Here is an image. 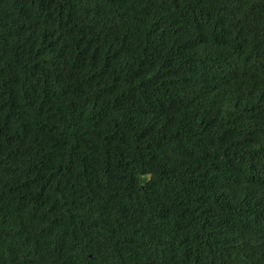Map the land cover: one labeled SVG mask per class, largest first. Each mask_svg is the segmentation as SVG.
I'll list each match as a JSON object with an SVG mask.
<instances>
[{
    "label": "trees",
    "instance_id": "1",
    "mask_svg": "<svg viewBox=\"0 0 264 264\" xmlns=\"http://www.w3.org/2000/svg\"><path fill=\"white\" fill-rule=\"evenodd\" d=\"M0 264H264V0H0Z\"/></svg>",
    "mask_w": 264,
    "mask_h": 264
}]
</instances>
